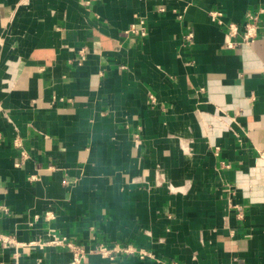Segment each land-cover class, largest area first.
Returning a JSON list of instances; mask_svg holds the SVG:
<instances>
[{
  "label": "crops",
  "instance_id": "crops-1",
  "mask_svg": "<svg viewBox=\"0 0 264 264\" xmlns=\"http://www.w3.org/2000/svg\"><path fill=\"white\" fill-rule=\"evenodd\" d=\"M83 1L0 0V230L145 254L84 264H264V0ZM214 11L258 37L229 48Z\"/></svg>",
  "mask_w": 264,
  "mask_h": 264
},
{
  "label": "built area",
  "instance_id": "built-area-1",
  "mask_svg": "<svg viewBox=\"0 0 264 264\" xmlns=\"http://www.w3.org/2000/svg\"><path fill=\"white\" fill-rule=\"evenodd\" d=\"M88 0H84L83 4H88ZM210 18L212 21L221 24L225 26L226 28V38L225 43L230 48L235 45L234 39L238 36H240V43L243 44H249L253 42L257 37V30H258V16L255 13H247L246 19L242 26L236 24V23H226L223 21V16L220 12L214 11L209 13ZM130 31L137 33L141 36L145 35V31L143 27L139 26V28H136L134 26L131 27ZM241 33V35H240ZM191 34H188V38H191ZM85 59V52L80 51L79 52V58H77V62H82ZM149 101L151 103H155L156 99L154 96H149ZM139 138V135H135L134 139L137 140ZM22 156H25V152L21 153ZM4 212L7 211L6 208H1ZM45 221L50 222L54 219L53 214L49 211L45 213L44 217ZM48 240L42 241L40 239L34 240L32 242H20L18 241L14 236L8 235L3 233L0 230V253L4 250H7L9 248L14 249V256L15 258L18 256V250L25 247H39L44 248L46 245L49 246H56L66 249L70 253V260L68 262L62 263V264H84V261L86 257L89 254L98 253L102 257L105 258H111L113 259L116 255L120 254H134L138 252L140 256H145V254L142 253V251H136V249L130 247V246H114V247H108L105 245H99L94 249H86L84 246L78 244L75 240L68 239L63 236H59L55 230L49 229L48 233Z\"/></svg>",
  "mask_w": 264,
  "mask_h": 264
}]
</instances>
